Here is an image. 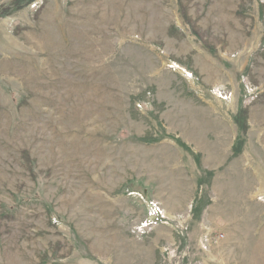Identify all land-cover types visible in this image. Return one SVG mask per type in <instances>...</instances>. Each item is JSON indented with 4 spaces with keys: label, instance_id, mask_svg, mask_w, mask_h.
Masks as SVG:
<instances>
[{
    "label": "rangeland",
    "instance_id": "obj_1",
    "mask_svg": "<svg viewBox=\"0 0 264 264\" xmlns=\"http://www.w3.org/2000/svg\"><path fill=\"white\" fill-rule=\"evenodd\" d=\"M0 264H264V0H0Z\"/></svg>",
    "mask_w": 264,
    "mask_h": 264
}]
</instances>
